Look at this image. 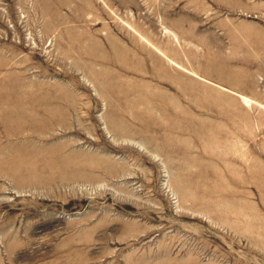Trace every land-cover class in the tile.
I'll return each mask as SVG.
<instances>
[{
  "label": "rangeland",
  "instance_id": "1",
  "mask_svg": "<svg viewBox=\"0 0 264 264\" xmlns=\"http://www.w3.org/2000/svg\"><path fill=\"white\" fill-rule=\"evenodd\" d=\"M0 264H264V0H0Z\"/></svg>",
  "mask_w": 264,
  "mask_h": 264
},
{
  "label": "bare ground",
  "instance_id": "2",
  "mask_svg": "<svg viewBox=\"0 0 264 264\" xmlns=\"http://www.w3.org/2000/svg\"><path fill=\"white\" fill-rule=\"evenodd\" d=\"M108 147V146H107ZM97 153V152H96ZM103 156V157H102ZM96 155L94 157H96V160L97 158H99V161H103L104 160V164L101 166V168L99 169L102 173L104 174H107V173H110V172H113L115 169H119V168H116L117 166H119V163L116 162L115 159H113L112 157H109V156H104V155ZM120 160V159H119ZM56 162V161H55ZM64 163V162H63ZM62 163V164H63ZM58 164V163H57ZM107 164V165H106ZM59 165V164H58ZM64 165V164H63ZM124 165V164H123ZM122 166V165H121ZM124 168V167H123ZM49 171V170H48ZM122 171V170H121ZM51 173V172H50Z\"/></svg>",
  "mask_w": 264,
  "mask_h": 264
}]
</instances>
